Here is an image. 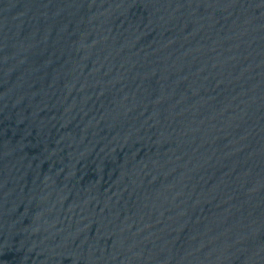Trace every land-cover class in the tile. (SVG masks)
Returning a JSON list of instances; mask_svg holds the SVG:
<instances>
[{
  "label": "water",
  "instance_id": "1",
  "mask_svg": "<svg viewBox=\"0 0 264 264\" xmlns=\"http://www.w3.org/2000/svg\"><path fill=\"white\" fill-rule=\"evenodd\" d=\"M0 195L47 264H264V0H0Z\"/></svg>",
  "mask_w": 264,
  "mask_h": 264
}]
</instances>
